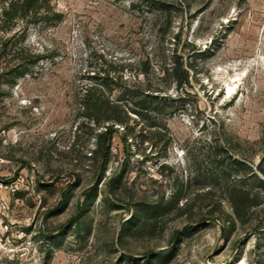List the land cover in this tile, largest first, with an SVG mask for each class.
I'll return each instance as SVG.
<instances>
[{"label": "rangeland", "instance_id": "rangeland-1", "mask_svg": "<svg viewBox=\"0 0 264 264\" xmlns=\"http://www.w3.org/2000/svg\"><path fill=\"white\" fill-rule=\"evenodd\" d=\"M51 4L9 32L40 61L10 83L0 55V264H264V0ZM177 35L183 87L156 67ZM147 54L170 102L129 111L102 167L82 88Z\"/></svg>", "mask_w": 264, "mask_h": 264}, {"label": "trees", "instance_id": "trees-1", "mask_svg": "<svg viewBox=\"0 0 264 264\" xmlns=\"http://www.w3.org/2000/svg\"><path fill=\"white\" fill-rule=\"evenodd\" d=\"M62 18L63 13L54 9L51 0H0V55H10L8 61H13L3 68L4 73L12 77L10 83H15L18 77L28 73L42 58L40 53L30 47L7 50L13 36L9 34L10 30L23 21L26 25L38 22L49 24L61 21ZM25 36L26 26L21 32V38L25 39ZM176 37L172 49L161 47L155 52L158 56L156 67L163 78L175 82L177 87H183L190 85V73L197 70L195 63L185 62L186 56L195 55L196 52L186 53L180 48L178 35ZM151 62L152 58L147 54L140 61L139 71L132 74V77L125 75L127 66L122 64L115 67L114 72L105 70L102 75L95 73L82 88L79 108L81 114L93 127L102 126L96 130L98 141L92 151L93 155L100 157L102 167L109 161L116 124L122 123L130 115L129 111L139 114L146 112L149 115L156 111L158 114L170 102L171 96L166 93V89L149 78ZM139 73L148 75L144 82L138 78ZM152 124L157 125L156 122Z\"/></svg>", "mask_w": 264, "mask_h": 264}]
</instances>
